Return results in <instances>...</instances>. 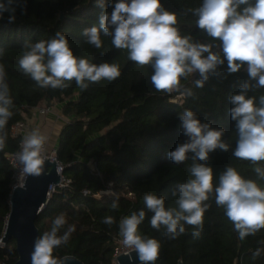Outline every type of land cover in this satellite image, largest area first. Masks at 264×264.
<instances>
[{
	"label": "trees",
	"instance_id": "trees-1",
	"mask_svg": "<svg viewBox=\"0 0 264 264\" xmlns=\"http://www.w3.org/2000/svg\"><path fill=\"white\" fill-rule=\"evenodd\" d=\"M114 4L117 0H108ZM164 8L178 14V27L182 35H192L201 43L211 42L195 25L196 17L189 9L198 8L202 0H161ZM95 0H27L26 13L17 9L15 23L0 20V63L7 72L14 107L13 116L6 125V147L0 151V264L17 261L15 241L3 244L5 222L10 211L12 169L7 155L17 151L20 137H13L11 128L27 121L39 107L60 106L65 120L56 143V159L64 167L63 177L69 184L56 188L35 221L40 236L51 227L60 212L66 213L69 225L75 231L67 244L54 250L58 257L73 256L83 264H113L118 246L119 222L140 210L146 212L140 233L160 242L157 264H264V253L253 257L258 241L264 240V230L241 241L224 209L214 199L205 213L204 228L199 237H193L191 226L177 239L164 236L165 229L152 228L151 212L143 198L146 194L164 197L166 207H175L172 196L174 186L190 179L192 160L174 164L168 153L187 140L179 128V115L190 109L202 123L214 129H225L223 139L230 145L228 152L219 149L210 153V166L214 184L227 166L235 168L243 177L255 179L253 165L232 155L236 147L235 122L229 115L232 105L229 97L239 94V86L248 79L244 69L227 74V62L210 76L203 88L195 87L198 74L182 80L193 91L181 103L171 102V96L157 91L151 83L153 69L139 67L128 59L127 50L116 49L111 37L101 33L103 46L96 49L85 42L83 31L98 26L100 9ZM113 9L107 8L111 13ZM57 32L68 39L77 57L89 59L99 65L116 63L121 75L114 81L102 80L81 90L72 81L67 89L40 88L19 68L26 41L49 40ZM219 51V49H214ZM226 77V78H225ZM264 95V89L250 92L249 96ZM192 154H189L191 156ZM111 185V188H110ZM112 195H102L101 191ZM84 191L87 194H84ZM117 200L119 207H111ZM106 216L115 223H102ZM62 229L61 232L65 231Z\"/></svg>",
	"mask_w": 264,
	"mask_h": 264
},
{
	"label": "clouds",
	"instance_id": "clouds-1",
	"mask_svg": "<svg viewBox=\"0 0 264 264\" xmlns=\"http://www.w3.org/2000/svg\"><path fill=\"white\" fill-rule=\"evenodd\" d=\"M94 6L100 9L98 26L83 31L85 42L100 49L101 33L111 37L116 49L127 50L130 61L153 69L150 79L157 91L192 97L193 91L182 80L198 74L195 87L203 88L225 61L228 75L244 69L248 76L239 86V94L229 97L232 105L229 115L235 122L237 135L232 155L249 161L256 178H245L227 166L219 175L218 184H214V172L208 166L210 153L218 149L229 151L230 145L223 139L225 129H214L210 123H202L195 112L185 109L179 115V128L187 140L169 152L168 158L174 164L191 159V178L174 186L175 207H166L164 197L144 196V205L152 213V228L159 231L163 227L166 238L177 239L186 234L188 225L193 237H199L205 213L211 207L207 202L214 199L224 209L241 241L264 230V95L249 96L250 92L264 89V0H202L198 8L189 9L196 17V27L212 38L209 43L182 35L178 14L166 10L161 0H117L114 4L95 0ZM26 7L27 0H0V20L7 13V23H15L17 9L25 14ZM109 7L113 9L111 13L107 11ZM23 47L19 68L40 88L64 90L75 81L81 90H87L92 83L111 82L121 75L116 63L97 65L74 55L62 32L49 40L26 41ZM13 107L7 72L0 63V151L6 147V125L14 114ZM46 143L47 137L38 129L24 136L21 149L15 154L21 175L38 177L44 172ZM101 193L113 194L110 190ZM111 207L117 209L118 201H113ZM145 217L143 209L123 217L119 234L124 245L137 254L140 264H155L161 245L140 233L139 226ZM102 223L111 226L115 220L106 216ZM66 225V230L61 232ZM74 231L75 226L68 224L66 213L56 215L50 229L34 242L32 264H67L73 257H58L54 250L67 244ZM258 244L261 247L253 253L254 258L264 253V240Z\"/></svg>",
	"mask_w": 264,
	"mask_h": 264
},
{
	"label": "water",
	"instance_id": "water-1",
	"mask_svg": "<svg viewBox=\"0 0 264 264\" xmlns=\"http://www.w3.org/2000/svg\"><path fill=\"white\" fill-rule=\"evenodd\" d=\"M60 180L57 162L46 159L44 172L40 176H27L24 184L11 192L10 211L5 222L2 243L5 244L10 239L15 241L18 258L14 264H32L34 242L40 237L35 221L49 200L50 187L58 185ZM116 261L117 264H140L134 251L128 255H119ZM67 264L83 263L73 257ZM178 264L183 262L180 260Z\"/></svg>",
	"mask_w": 264,
	"mask_h": 264
},
{
	"label": "built area",
	"instance_id": "built-area-1",
	"mask_svg": "<svg viewBox=\"0 0 264 264\" xmlns=\"http://www.w3.org/2000/svg\"><path fill=\"white\" fill-rule=\"evenodd\" d=\"M168 96H171V102L173 103H181L184 97H181L178 93H171V94H167ZM52 108L50 107H39L34 109L32 112L38 114L39 116H46L51 112ZM31 131L30 128V124L29 121H22V122H18L17 124H15L12 128H11V133L12 136L17 138L20 137V141L18 143V149L17 151L7 155V160L9 162V165L12 169V180H13V184L11 187V192L18 188L21 187L24 182L26 181L27 176L21 175L20 173V166L18 164V162L16 161L15 158V154L20 151L21 149V144H22V140L24 138V136H26L27 134H29V132ZM44 155L46 156L47 159H49L50 161H55L57 162V172L61 175V180L60 183L56 186H51L50 190H49V196L50 193L54 192L56 188H63L66 187L69 184V180L65 179L62 175L63 173V169L64 167L57 161L56 159V148H52L50 150H48L47 148V143L45 145V153ZM84 194H87L86 191H84ZM11 195V193H10ZM9 195V197H10ZM129 251H132L131 249H128L122 240V237L118 240V246L113 254V262L114 260L116 261L117 257L119 255L122 254H126ZM117 262V261H116Z\"/></svg>",
	"mask_w": 264,
	"mask_h": 264
},
{
	"label": "crops",
	"instance_id": "crops-1",
	"mask_svg": "<svg viewBox=\"0 0 264 264\" xmlns=\"http://www.w3.org/2000/svg\"><path fill=\"white\" fill-rule=\"evenodd\" d=\"M54 114L51 112L41 117L35 112L31 114V117L28 119L31 131L38 129L42 135L47 137V148L49 150L56 147L57 137L59 135L60 129L65 121L60 114V106H53Z\"/></svg>",
	"mask_w": 264,
	"mask_h": 264
},
{
	"label": "rangeland",
	"instance_id": "rangeland-1",
	"mask_svg": "<svg viewBox=\"0 0 264 264\" xmlns=\"http://www.w3.org/2000/svg\"><path fill=\"white\" fill-rule=\"evenodd\" d=\"M53 109H56V108H52V110H51V114H54V110H53ZM41 117H44V116H41ZM49 150H50V148H49ZM1 242H2V241H1ZM113 264H117V262L114 260Z\"/></svg>",
	"mask_w": 264,
	"mask_h": 264
},
{
	"label": "bare ground",
	"instance_id": "bare-ground-1",
	"mask_svg": "<svg viewBox=\"0 0 264 264\" xmlns=\"http://www.w3.org/2000/svg\"><path fill=\"white\" fill-rule=\"evenodd\" d=\"M130 252H132V251H129L128 253H126V254H123V255H128Z\"/></svg>",
	"mask_w": 264,
	"mask_h": 264
}]
</instances>
